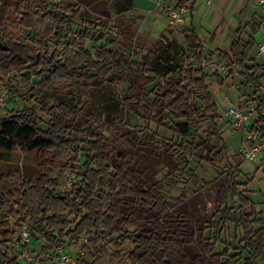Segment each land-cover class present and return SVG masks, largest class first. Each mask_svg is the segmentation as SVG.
<instances>
[{
  "label": "trees",
  "instance_id": "trees-1",
  "mask_svg": "<svg viewBox=\"0 0 264 264\" xmlns=\"http://www.w3.org/2000/svg\"><path fill=\"white\" fill-rule=\"evenodd\" d=\"M0 1V45L8 51L0 59V91L9 86L25 100L14 82L20 78L28 85L34 77L38 81L27 93L29 101L43 104L47 97L55 102L42 108L47 123L33 109L0 111V158L4 153L35 154L41 168L35 179L17 169L0 174V264H20L19 251L9 244L26 218L44 242L41 255L65 246L67 240L78 245L86 237L83 249L97 257L108 255L109 247L120 257L119 250L133 239L131 264H227L224 260L234 258L230 254L236 250L244 264L264 261V212L242 191L241 165L230 163L221 115L208 84L210 77L220 85L224 79L202 67L206 47L194 29L183 31V43L162 37L136 68L125 69L122 43H99V37L107 36V21H83L79 37L68 38L83 19L72 0ZM163 1L179 8L189 2ZM105 5L120 15L133 0H105ZM133 24L130 19L122 22L124 40L134 36ZM251 31L245 40L237 30L238 39L220 58L238 70L245 88L241 103L257 107L253 130L264 134L263 66L251 57L257 30L252 26ZM123 74L130 86L123 100L122 132L107 139L87 123L93 121L90 111L102 94L123 92ZM132 114L143 126L123 134ZM205 123V137L195 135ZM152 126L167 129L179 142L163 140ZM139 135L143 138L138 140ZM141 145L151 155L176 158L179 165L195 159L214 170L227 166L208 184L218 185L212 220L199 222L177 210L159 191L162 184L147 181L132 153ZM72 175L77 180L71 189L61 191ZM230 225L237 247L227 245L218 253L217 234ZM76 264L90 263L77 259Z\"/></svg>",
  "mask_w": 264,
  "mask_h": 264
},
{
  "label": "rangeland",
  "instance_id": "rangeland-1",
  "mask_svg": "<svg viewBox=\"0 0 264 264\" xmlns=\"http://www.w3.org/2000/svg\"><path fill=\"white\" fill-rule=\"evenodd\" d=\"M48 1L54 3L59 2V0ZM162 1L163 0H133L132 7L125 8L120 15H114L106 7L105 0H72V2L82 10L83 19L71 28L68 35L72 34L79 37L83 27V21L93 22L97 25L102 21H107L109 23L107 36L105 38L99 37V43L107 44L111 39H117L123 45L122 52L125 56V69L136 68L143 57L147 55L162 37L169 40H177L179 43L184 42L183 24H172L166 11L160 8ZM255 16L259 17V14L256 13ZM125 19H130L134 23V36L129 41L124 40L121 36V24ZM252 26L255 27V30L259 27V20L257 18H253L249 24L240 26L237 29H240V35L245 40H248V38L253 35L251 31ZM23 34L26 36V32H23ZM257 36L258 35H254V39L257 40ZM86 47L91 50V43L88 42ZM209 49L210 47H208V50ZM221 52L223 51H207L206 56L212 57L216 53L220 54ZM256 53L257 47L255 46L251 53L253 58H256ZM7 54L8 51L0 45V59ZM208 73L211 75L210 71ZM122 79L121 91L123 92H117L116 94L106 92V94H102L104 97L94 103L90 111L93 121L88 122L87 125H92L107 139H111L114 134L120 131L122 132L121 127L124 123L122 119L123 100L130 86L126 74H123ZM37 81L36 78L32 77L31 84L28 85L22 84L20 78H17V81L14 82V84L19 83L18 92L20 95L24 96L25 100L19 98L15 94L13 95L11 87L6 86L2 88L0 97L5 89L8 90L7 97H5L7 99L0 105L2 114H4L6 110L22 111L24 109H33L44 123H47L49 117L42 108L45 105L47 108H51L55 102L46 97L42 102L43 104H38L34 101H29L27 96L30 88ZM242 82L243 80H241L238 70L232 66H230L229 76L224 80V85H220L216 77H210L208 79V84L221 115L219 127L224 135L228 154L231 159L230 163L234 167L241 165L243 172V176L240 177V182L243 185L242 191H244L246 197L251 198L258 205V210L260 212H264V164L262 168H258L256 163L248 162L244 159L243 154L240 152L242 148L241 136L234 132L233 126L228 122V118L226 117L230 105H237L235 98H240V93L245 91ZM262 83L264 84V77ZM99 88L100 87H98V89ZM140 126H143V122L132 114L126 126V131H124L123 134H126L128 131L133 132L136 127ZM208 126V123L203 124L202 130L199 133L196 132L195 135L198 134L205 137L204 131L207 130ZM152 129L157 132L163 140L170 142L173 139L172 141L179 142V139L173 138L172 134L167 129L158 130L154 126H152ZM142 138V135L136 137L138 140ZM132 153L135 157V161L138 162L140 172L144 174L147 181L152 185L162 184V188L159 189V191L164 195L166 201L175 205L177 210L182 209L187 212L199 222H208L212 220V216L215 212L218 185L209 186L208 184L215 181L218 173L224 172L227 166L214 170L208 164L198 163L195 159H191L189 164L179 165L176 162V158H172L170 155L166 156L157 153L151 155V150L147 149L144 145H141L140 149ZM67 165L68 164H66V166ZM11 169H17L22 175L35 179L39 176L41 168L35 154L26 155L21 152L4 153L0 158V174L7 173ZM71 181L75 182L73 176H71ZM25 225L31 234V240L26 245V251L31 258L40 259L43 256L40 251L44 242L40 235L34 234L31 229V222L28 218H26ZM20 232L21 230L15 232L13 241L9 244L10 249L15 246L16 239L20 237ZM206 236L210 237L209 231L206 232ZM86 242V237L83 238L78 245L67 240L65 246L61 247V250L65 254H69L72 260L81 259L90 264H131L128 256L136 247L132 239L119 250L118 253L120 257L114 255L116 250L113 247H109L108 255L97 257L83 249ZM227 245H231L233 248L237 247V234L234 231V227L231 225L228 227V230L217 234L216 251L218 253H224ZM239 253L238 250L232 251L230 255L234 258L224 261H226L227 264H244L243 259L239 257ZM12 254L14 256L17 255L14 252H12ZM17 256L20 260L19 254ZM256 264H264V261L258 260Z\"/></svg>",
  "mask_w": 264,
  "mask_h": 264
},
{
  "label": "built area",
  "instance_id": "built-area-1",
  "mask_svg": "<svg viewBox=\"0 0 264 264\" xmlns=\"http://www.w3.org/2000/svg\"><path fill=\"white\" fill-rule=\"evenodd\" d=\"M215 0H205L208 6H211ZM259 8L262 12V22L259 29L261 33L260 39L257 40L256 47V60L263 66V77H264V0H256ZM160 8L168 14L172 21V24H179L184 22V17L188 14L187 6L179 8L176 3H168L162 1ZM78 38L76 35H69V38ZM202 67L206 69L207 73L210 71L211 75L217 74L219 77L225 79L229 76L230 65L227 62L221 61L219 58L217 60L209 59L202 63ZM209 74V73H208ZM262 93L264 95V85ZM8 94V90L5 89L0 97V105L5 102V97ZM264 114V112H263ZM228 122L233 126L234 132L238 133L242 139V148L240 149L241 154L248 162H253L258 165L259 168L263 167L264 164V134L261 132H255L253 130L258 118L259 112L257 107L253 104L241 103L240 98L238 99V104L232 106L228 109L226 113ZM74 180H77L75 175H72ZM69 180L61 185V191H68L72 187L71 176L68 177ZM20 237L16 239L15 248L19 251L20 264H76L77 260H72L69 254H65L61 248L55 249L49 255H43L40 259H33L30 257L28 252L23 251V247L31 240V234L27 230L26 225L20 229Z\"/></svg>",
  "mask_w": 264,
  "mask_h": 264
},
{
  "label": "crops",
  "instance_id": "crops-1",
  "mask_svg": "<svg viewBox=\"0 0 264 264\" xmlns=\"http://www.w3.org/2000/svg\"><path fill=\"white\" fill-rule=\"evenodd\" d=\"M188 1V14L184 17L182 23L183 30L194 29L198 37L205 43L206 53L207 51L214 52L218 50L228 52L232 43L238 39L236 30L240 26H246L253 18L259 20V26L262 22L263 15L256 0H215L211 6H208L205 0ZM256 13L259 14V17L255 16ZM260 27H258L256 33L258 35L257 40L261 37ZM208 47H210L209 50ZM208 58L214 60L219 58L221 60L219 53ZM226 62L230 65L228 61ZM235 99L236 104H238L239 98ZM230 107H232V104Z\"/></svg>",
  "mask_w": 264,
  "mask_h": 264
}]
</instances>
